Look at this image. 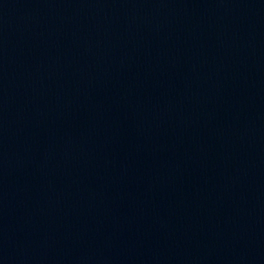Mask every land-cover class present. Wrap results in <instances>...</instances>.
<instances>
[{"label":"water","instance_id":"obj_1","mask_svg":"<svg viewBox=\"0 0 264 264\" xmlns=\"http://www.w3.org/2000/svg\"><path fill=\"white\" fill-rule=\"evenodd\" d=\"M0 264H264V0H0Z\"/></svg>","mask_w":264,"mask_h":264}]
</instances>
